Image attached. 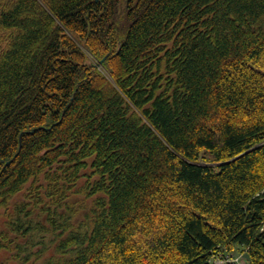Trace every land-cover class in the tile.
<instances>
[{
	"label": "trees",
	"instance_id": "obj_1",
	"mask_svg": "<svg viewBox=\"0 0 264 264\" xmlns=\"http://www.w3.org/2000/svg\"><path fill=\"white\" fill-rule=\"evenodd\" d=\"M229 255L264 264V0H0V264Z\"/></svg>",
	"mask_w": 264,
	"mask_h": 264
},
{
	"label": "built area",
	"instance_id": "obj_2",
	"mask_svg": "<svg viewBox=\"0 0 264 264\" xmlns=\"http://www.w3.org/2000/svg\"><path fill=\"white\" fill-rule=\"evenodd\" d=\"M215 264H245L243 262V257L239 256V257H229L224 261H217L214 262Z\"/></svg>",
	"mask_w": 264,
	"mask_h": 264
},
{
	"label": "water",
	"instance_id": "obj_3",
	"mask_svg": "<svg viewBox=\"0 0 264 264\" xmlns=\"http://www.w3.org/2000/svg\"><path fill=\"white\" fill-rule=\"evenodd\" d=\"M103 62H104V60L100 61L99 64H98V66H101V65L103 64ZM16 156H17V155H16ZM16 156H15V157H16ZM10 162H11V161L7 162V164H9ZM243 257H244L246 260L250 261V260H249V255H248L247 253H245Z\"/></svg>",
	"mask_w": 264,
	"mask_h": 264
},
{
	"label": "rangeland",
	"instance_id": "obj_4",
	"mask_svg": "<svg viewBox=\"0 0 264 264\" xmlns=\"http://www.w3.org/2000/svg\"><path fill=\"white\" fill-rule=\"evenodd\" d=\"M231 257L230 255L229 256H225L224 260H226L227 258ZM238 257V256H237ZM222 258V257H221ZM220 258V259H221ZM224 260H220V261H224Z\"/></svg>",
	"mask_w": 264,
	"mask_h": 264
}]
</instances>
